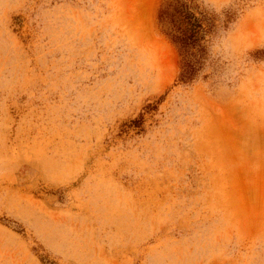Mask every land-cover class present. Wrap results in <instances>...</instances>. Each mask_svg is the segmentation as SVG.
Wrapping results in <instances>:
<instances>
[{"label":"rangeland","instance_id":"374dc122","mask_svg":"<svg viewBox=\"0 0 264 264\" xmlns=\"http://www.w3.org/2000/svg\"><path fill=\"white\" fill-rule=\"evenodd\" d=\"M0 264H264V0H0Z\"/></svg>","mask_w":264,"mask_h":264},{"label":"trees","instance_id":"16d2710c","mask_svg":"<svg viewBox=\"0 0 264 264\" xmlns=\"http://www.w3.org/2000/svg\"><path fill=\"white\" fill-rule=\"evenodd\" d=\"M178 14L179 16L177 20L174 19V21L177 22L176 28L181 35L175 36V40L180 43L179 47L183 54L189 57L187 63L185 64L183 73L181 74V79L188 80L194 71V61H190V57L192 55V51L190 50L192 47L191 44L195 42V38L193 37L196 35L198 30H202V26L199 20L186 8L183 7V9L178 11ZM196 28L198 29L197 31L195 30Z\"/></svg>","mask_w":264,"mask_h":264}]
</instances>
